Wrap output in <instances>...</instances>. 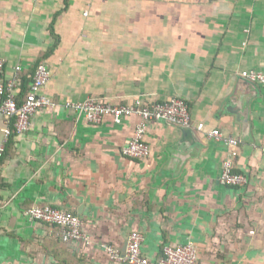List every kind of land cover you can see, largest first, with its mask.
<instances>
[{
    "label": "crops",
    "instance_id": "1",
    "mask_svg": "<svg viewBox=\"0 0 264 264\" xmlns=\"http://www.w3.org/2000/svg\"><path fill=\"white\" fill-rule=\"evenodd\" d=\"M0 57L6 82L22 66L19 101L46 63L42 91L58 103L0 160V264H129L102 244L124 249L132 231L153 261L192 240L197 264H264V84L241 75L264 68V0H0ZM174 96L188 101L199 142L187 150L179 126L150 121L145 160L121 152L140 117L93 123L61 105ZM217 128L241 141L208 135ZM232 152L245 185L220 182ZM43 204L80 215L94 243L30 220Z\"/></svg>",
    "mask_w": 264,
    "mask_h": 264
},
{
    "label": "built area",
    "instance_id": "2",
    "mask_svg": "<svg viewBox=\"0 0 264 264\" xmlns=\"http://www.w3.org/2000/svg\"><path fill=\"white\" fill-rule=\"evenodd\" d=\"M5 59L0 57V119L6 123L3 138L0 141V160L6 152L7 143L11 136L29 130L33 115L38 109L55 106L58 103L46 95L42 90L51 78V69L46 63L38 64L30 83V88L22 101L17 99L15 87L21 78L22 66L17 67L14 78L6 82L4 79ZM241 75L252 82L264 84L263 69H245ZM68 111L82 115L89 122L101 123L105 118H111L120 123L124 117L138 116L141 118L137 124L134 135L130 141L121 148L123 155L139 160L149 159L151 147L145 138L150 121L165 120L176 126H194L189 103L185 98L174 96L164 101L146 103L136 98L130 104H112L87 98L81 101H65L61 104ZM205 123L198 122L196 128L203 130ZM208 135L223 142L227 146H237L240 139L227 135L220 129H213ZM232 152L224 161L220 174V182L227 186H242L248 183L245 174L234 170ZM30 220L56 224L60 227V236L64 241H83L86 245L93 244L92 236L83 228V219L73 211L55 208L50 204L37 205L28 209ZM143 233L132 231L129 234L126 247L103 243V249L110 259L118 263L129 264H197L198 249L194 241L163 247L162 254L153 261L143 251Z\"/></svg>",
    "mask_w": 264,
    "mask_h": 264
},
{
    "label": "water",
    "instance_id": "3",
    "mask_svg": "<svg viewBox=\"0 0 264 264\" xmlns=\"http://www.w3.org/2000/svg\"><path fill=\"white\" fill-rule=\"evenodd\" d=\"M179 127L181 128L183 133L181 143H184V145L188 143V145H186L185 148H187V150H190V147H192L194 143H196L197 141L199 142L197 132L193 126H179Z\"/></svg>",
    "mask_w": 264,
    "mask_h": 264
}]
</instances>
